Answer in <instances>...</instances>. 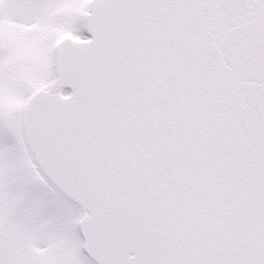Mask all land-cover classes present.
I'll return each mask as SVG.
<instances>
[{
  "label": "snow or ice",
  "instance_id": "6c2138e0",
  "mask_svg": "<svg viewBox=\"0 0 264 264\" xmlns=\"http://www.w3.org/2000/svg\"><path fill=\"white\" fill-rule=\"evenodd\" d=\"M0 264H264V0H0Z\"/></svg>",
  "mask_w": 264,
  "mask_h": 264
}]
</instances>
